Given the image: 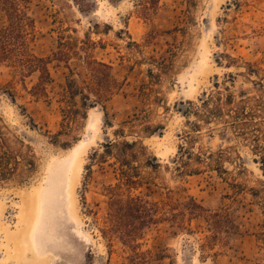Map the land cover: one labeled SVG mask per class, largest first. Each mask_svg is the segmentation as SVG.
<instances>
[{
    "label": "rangeland",
    "instance_id": "rangeland-1",
    "mask_svg": "<svg viewBox=\"0 0 264 264\" xmlns=\"http://www.w3.org/2000/svg\"><path fill=\"white\" fill-rule=\"evenodd\" d=\"M89 1L84 10L77 5L81 0L28 5L35 26L30 51L51 57L47 99L36 100L26 91L36 73L23 85L12 67L0 64V127L31 147L36 164L23 182L0 185V264H126V250L98 230L107 210V187L118 178L117 147L105 152L106 144L123 140L145 147L137 157L144 180L133 193L149 200L168 191L179 201L192 197L210 211L228 210L237 227L218 238L213 249L201 251L209 234L204 216L193 218L188 229L157 223L145 231L141 249L148 259L142 264H264L258 238L264 167L252 142L202 126L198 147H230L224 178L210 169L180 175L172 162L179 134L187 129L182 111L188 101L197 103L213 91L215 81L227 85L236 100L254 96L264 105V0H159L145 16L138 0ZM5 23L0 11V26ZM61 33L94 41L93 55L109 64L121 83L105 102L106 115L95 104L86 108L85 118H63L69 71L53 57ZM68 65L77 79L84 76L82 59L73 57ZM258 115L264 132V108ZM233 179L243 185L236 193ZM41 202L42 231L36 228L33 243Z\"/></svg>",
    "mask_w": 264,
    "mask_h": 264
},
{
    "label": "trees",
    "instance_id": "trees-1",
    "mask_svg": "<svg viewBox=\"0 0 264 264\" xmlns=\"http://www.w3.org/2000/svg\"><path fill=\"white\" fill-rule=\"evenodd\" d=\"M30 1L0 0V11L6 19V23L0 26V64L12 67L17 80L23 85L25 77L36 73V80L26 91L36 100L47 99L48 84L52 80L47 64L51 57H38L30 51L29 43L35 28L27 12ZM138 1L139 12L144 16L155 9L159 2ZM77 5L79 9L88 8L90 1L81 0ZM95 45L89 38L77 41L65 33H61L57 39V49L53 52V57L64 61L69 71L65 76L61 100L65 103L61 110L63 118L74 121L78 115L85 118L86 108L95 104H100L106 115L105 102L121 88V83L111 75V66L93 55ZM73 57L82 59L84 63L85 72L81 79L74 76L68 65ZM213 86V91L204 92L197 103L188 101L185 111H182L186 117L187 129L179 134L181 141L177 145V155L172 160L175 170L180 175L199 174L205 169L215 171L220 177L228 175L223 161L228 158L227 149L230 147L217 151L198 147L196 144L202 126H206L209 132L220 128L223 133H230L245 142L251 141L252 150L257 153V158L264 167V144L261 142L264 132L257 123L258 112L264 105L254 96H242L236 100L229 87H221L217 81ZM112 145H116L118 151L114 157L118 164V178L116 183L107 187V210L98 230L103 238L108 241L116 240L126 250V264H142L148 259L147 251H143L141 246L145 231L157 223L168 222L178 228L188 229L193 218L204 216L209 234L205 235L199 245L201 251L213 249L216 240L222 238L223 234L235 232L237 227L229 219L226 209L210 211L192 197L179 201L170 191L159 200H149L133 193V189L144 180L137 157L138 154L145 153V147L137 140H123L108 142L105 152H110ZM144 163L150 165L148 160ZM35 165V153L31 147L14 136L9 137L0 127V185L11 181L23 182L35 169ZM242 186L236 179L231 182L235 193ZM258 238L264 244V221Z\"/></svg>",
    "mask_w": 264,
    "mask_h": 264
},
{
    "label": "bare ground",
    "instance_id": "bare-ground-1",
    "mask_svg": "<svg viewBox=\"0 0 264 264\" xmlns=\"http://www.w3.org/2000/svg\"><path fill=\"white\" fill-rule=\"evenodd\" d=\"M42 211H43V207H42V202L40 203V207H39V215H38V217H37V219H36V222H35V224H34V226H33V230H32V239H33V243L34 242H36V240H35V230H36V228H37V225L39 224V221L41 220V218H42Z\"/></svg>",
    "mask_w": 264,
    "mask_h": 264
},
{
    "label": "flooded vegetation",
    "instance_id": "flooded-vegetation-1",
    "mask_svg": "<svg viewBox=\"0 0 264 264\" xmlns=\"http://www.w3.org/2000/svg\"><path fill=\"white\" fill-rule=\"evenodd\" d=\"M43 213H44V206H43L42 216H43ZM42 221H43V220H42V218H41V220L39 221V224L37 225V228H38L37 230L42 231V230H41V228H42V224H43ZM39 228H40V229H39ZM35 234H36V232H35ZM36 235H37V234H36ZM36 235H35V236H36ZM35 236H34V237H35ZM43 236H45V235H43ZM35 240H37L36 237H35Z\"/></svg>",
    "mask_w": 264,
    "mask_h": 264
}]
</instances>
